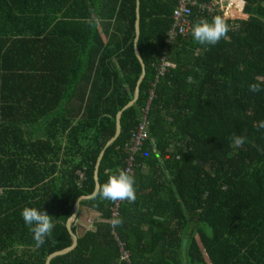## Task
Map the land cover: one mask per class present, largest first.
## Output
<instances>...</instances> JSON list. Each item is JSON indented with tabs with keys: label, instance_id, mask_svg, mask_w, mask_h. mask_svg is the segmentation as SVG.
I'll use <instances>...</instances> for the list:
<instances>
[{
	"label": "trees",
	"instance_id": "trees-1",
	"mask_svg": "<svg viewBox=\"0 0 264 264\" xmlns=\"http://www.w3.org/2000/svg\"><path fill=\"white\" fill-rule=\"evenodd\" d=\"M244 1L249 15L227 19V38L200 45L193 25L222 11L194 7L189 33L168 44L178 0H141L146 75L99 169L103 184L124 168L123 147L148 106L136 200L121 201L116 217V202L81 201L101 220L83 229L79 213L77 246L51 264H264V0ZM135 22L136 0H0V264H46L72 245L67 222L93 194L97 159L142 75ZM161 48L175 65L164 76ZM233 134L246 137L242 147ZM25 206L52 216L39 247Z\"/></svg>",
	"mask_w": 264,
	"mask_h": 264
},
{
	"label": "clouds",
	"instance_id": "clouds-1",
	"mask_svg": "<svg viewBox=\"0 0 264 264\" xmlns=\"http://www.w3.org/2000/svg\"><path fill=\"white\" fill-rule=\"evenodd\" d=\"M229 24L224 16L216 15L211 20L200 18L192 27L191 35L193 40L200 45H215L221 39L227 38ZM249 90L258 92L261 90L260 83L249 85ZM259 128H264V121L258 124ZM246 142L243 135L232 136V145L236 148L242 147ZM148 156V153H145ZM107 180L99 185L93 192L94 197L110 200L112 202L136 200V180L134 174L124 168H117L115 171L106 172ZM75 215V214H73ZM24 223L29 226L30 232L37 247L45 243L46 237L51 235L54 227L52 216L44 210L36 207L25 206L21 212ZM123 223L122 219L117 217L113 219L112 226L116 227Z\"/></svg>",
	"mask_w": 264,
	"mask_h": 264
},
{
	"label": "built area",
	"instance_id": "built-area-1",
	"mask_svg": "<svg viewBox=\"0 0 264 264\" xmlns=\"http://www.w3.org/2000/svg\"><path fill=\"white\" fill-rule=\"evenodd\" d=\"M197 7L200 12L213 13L216 9V5L212 3H200L198 0H178L177 6L173 14V24L171 29L167 33V43L172 44L176 41L179 36H186L191 30V14L193 8ZM166 52L163 51L161 57V63L159 64V76H164L168 69L174 68V64L169 62L166 56ZM149 107L142 112L137 126L132 131L131 137L123 147L125 153V166L124 169L129 170L132 174L136 166V155L142 150L145 142L150 137L149 132V118H148ZM121 201L116 202V207L113 216L116 217L118 208ZM120 243V258L122 260L130 261V252Z\"/></svg>",
	"mask_w": 264,
	"mask_h": 264
},
{
	"label": "water",
	"instance_id": "water-1",
	"mask_svg": "<svg viewBox=\"0 0 264 264\" xmlns=\"http://www.w3.org/2000/svg\"><path fill=\"white\" fill-rule=\"evenodd\" d=\"M140 4H141V0H136V22H135V32H136V37H135V40H134V49H135V53H136V56L138 57L141 65H142V75L140 76L138 82H137V86H136V89H135V93H134V97L133 99L126 105L123 107L122 110L119 111V114L117 116V132H116V135L107 143L105 149L103 150V152H101V155H99L98 159H97V163H96V169H95V172H94V180H95V189L101 185V182H99V169H101V164H102V161H103V158L106 154V151L114 144L116 143V141L118 140L120 134H121V131H122V126H121V119H122V115H123V112L125 110H127L128 108L132 107L139 99V96H140V85L146 75V66H145V63H144V60L140 54V51H139V48H138V42H139V39H140V34H141V31H140ZM93 194L91 195H88V196H81L78 201L76 202L75 204V210H74V214L75 215H72L70 217V219L68 220L67 222V228L71 234V237H72V240H73V243L72 245L66 247V248H63V249H60V250H56L54 252H52L48 257H47V260H46V264H51V260L58 256V255H63V254H66L68 252H70L72 249H74L77 244H78V235L76 233L73 232L72 230V224L75 222L76 218L78 217L79 213H80V209H81V201L83 200H86V199H90V198H93Z\"/></svg>",
	"mask_w": 264,
	"mask_h": 264
},
{
	"label": "crops",
	"instance_id": "crops-1",
	"mask_svg": "<svg viewBox=\"0 0 264 264\" xmlns=\"http://www.w3.org/2000/svg\"><path fill=\"white\" fill-rule=\"evenodd\" d=\"M212 4L216 5V8L219 11H222L223 16L227 19L234 15H242V16H247L249 14H246L244 9H245V1L244 0H213L211 2ZM141 5V4H140ZM137 7V5H136ZM245 14V15H243ZM114 19H109L108 22H114ZM141 31V29H140ZM136 34V32H135ZM141 35V34H140ZM136 37V36H135ZM166 48H161L160 51H165ZM80 221H78V225H80L81 228L87 229L93 226L97 221L101 220L99 218L98 213H96L93 210H85L81 209L80 211ZM84 215L87 216L86 220L83 219ZM87 221V223H85ZM91 224H89V223Z\"/></svg>",
	"mask_w": 264,
	"mask_h": 264
},
{
	"label": "rangeland",
	"instance_id": "rangeland-1",
	"mask_svg": "<svg viewBox=\"0 0 264 264\" xmlns=\"http://www.w3.org/2000/svg\"><path fill=\"white\" fill-rule=\"evenodd\" d=\"M246 14H247V13H246ZM243 15H245V14H243ZM86 218H87V216L84 215L83 219L86 220ZM76 219H77V218H76ZM76 221H77V222L80 221V218H79L78 220H76ZM85 223H87V221H85ZM88 223H89V222H88ZM89 224H91V223H89Z\"/></svg>",
	"mask_w": 264,
	"mask_h": 264
}]
</instances>
